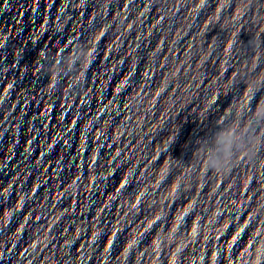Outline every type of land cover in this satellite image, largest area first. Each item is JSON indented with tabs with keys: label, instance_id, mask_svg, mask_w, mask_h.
<instances>
[{
	"label": "clouds",
	"instance_id": "9594fccd",
	"mask_svg": "<svg viewBox=\"0 0 264 264\" xmlns=\"http://www.w3.org/2000/svg\"><path fill=\"white\" fill-rule=\"evenodd\" d=\"M85 2L86 0H81V5ZM5 4H7V0H5ZM62 30V26L58 25L56 31ZM36 39L38 37L33 39V43L36 42ZM3 46L4 41L0 40V47ZM15 55L19 56V51ZM46 58V53L41 50L34 71L39 72L42 67L39 59ZM70 59L73 64L80 61L87 67V64L91 62L92 54L77 46ZM60 64L61 59H55L53 74L49 77L50 86L54 85L58 79ZM82 79L83 77H81ZM261 83H264V80ZM258 90L257 86L250 84L247 89L249 104L229 109L225 119L219 122L220 126H223V130L216 135L213 144L211 146L204 144L197 149L201 159H206L208 169H212L218 174H227L241 159L254 161L257 151L264 147V100L258 101L254 110L250 108V102Z\"/></svg>",
	"mask_w": 264,
	"mask_h": 264
}]
</instances>
